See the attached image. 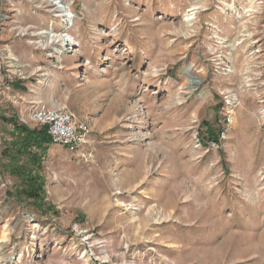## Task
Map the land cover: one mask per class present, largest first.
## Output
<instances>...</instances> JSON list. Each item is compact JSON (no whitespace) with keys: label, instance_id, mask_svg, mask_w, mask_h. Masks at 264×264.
<instances>
[{"label":"rangeland","instance_id":"374dc122","mask_svg":"<svg viewBox=\"0 0 264 264\" xmlns=\"http://www.w3.org/2000/svg\"><path fill=\"white\" fill-rule=\"evenodd\" d=\"M36 104L84 147L24 145ZM262 239L264 0H0V264H264Z\"/></svg>","mask_w":264,"mask_h":264},{"label":"built area","instance_id":"2783aa9c","mask_svg":"<svg viewBox=\"0 0 264 264\" xmlns=\"http://www.w3.org/2000/svg\"><path fill=\"white\" fill-rule=\"evenodd\" d=\"M60 54V53H59ZM58 54V55H59ZM56 56V54H53ZM7 66L16 74H20L22 65L14 60V57H8ZM220 65L218 69L222 71H229V63L223 59H218ZM15 64L21 67H14ZM226 105L224 119L231 123L232 115L235 108L238 106L237 97L229 93L225 96ZM31 119L39 126H46L50 134L53 144H60L66 147L69 151H80L88 142L90 136V129L87 122L76 118L75 114L65 106L52 107L47 105H33L31 108ZM223 135H226L223 133Z\"/></svg>","mask_w":264,"mask_h":264},{"label":"bare ground","instance_id":"6f19581e","mask_svg":"<svg viewBox=\"0 0 264 264\" xmlns=\"http://www.w3.org/2000/svg\"><path fill=\"white\" fill-rule=\"evenodd\" d=\"M54 5L56 6L57 3H54ZM56 8L61 12L60 16L64 17L66 20H72L71 15L66 13V9L63 6H57ZM199 9H201L200 5L194 4L193 7L186 14V18L185 19L187 21L195 19L196 18V13L198 12ZM248 11H250V10L248 9ZM41 33H46V31L45 32H41ZM47 33L49 35V39L47 41L48 45L52 44V43H59V42H64L65 44L69 45L70 43H75L76 42V38L74 36L70 35L69 33H65V34L58 33V32H55L53 29L47 31ZM247 36H248L247 34H242L241 35V39H244ZM75 45H77V43ZM58 50L59 49H56V51H58ZM191 71H192V65L188 64V66L186 67V71H185L186 73L189 74V79H188L189 85L188 86L189 87H194L195 85H197L199 83V80L197 78H195V76L191 75ZM132 175L136 176L137 173L134 172ZM85 239L87 240L88 243H92V245H96L98 243L103 242V241L99 242L98 241L99 239L96 240L92 235H87L85 237ZM263 245H264V239H262L261 241H257V242L253 241L252 242V247L253 248H257V247H260V246H263ZM5 257H6V253L4 252V247L2 245V246H0V263L2 262L3 259H5ZM102 258L106 259V256H103Z\"/></svg>","mask_w":264,"mask_h":264},{"label":"trees","instance_id":"16d2710c","mask_svg":"<svg viewBox=\"0 0 264 264\" xmlns=\"http://www.w3.org/2000/svg\"><path fill=\"white\" fill-rule=\"evenodd\" d=\"M19 129L22 130L25 135L22 139L24 145L30 144L33 139V141H35L33 144H37L38 146H43L45 143H52L46 126L41 127L38 131H31L25 126H20Z\"/></svg>","mask_w":264,"mask_h":264}]
</instances>
